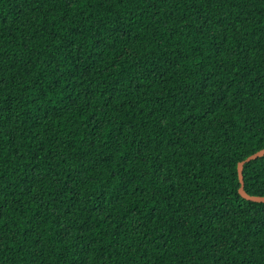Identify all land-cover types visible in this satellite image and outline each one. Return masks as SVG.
<instances>
[{"label": "trees", "instance_id": "1", "mask_svg": "<svg viewBox=\"0 0 264 264\" xmlns=\"http://www.w3.org/2000/svg\"><path fill=\"white\" fill-rule=\"evenodd\" d=\"M262 147L264 0H0V264H264Z\"/></svg>", "mask_w": 264, "mask_h": 264}, {"label": "water", "instance_id": "2", "mask_svg": "<svg viewBox=\"0 0 264 264\" xmlns=\"http://www.w3.org/2000/svg\"><path fill=\"white\" fill-rule=\"evenodd\" d=\"M264 155V147L256 150L255 152L247 155L244 159L238 161L237 163V175L239 180L238 193L245 199L255 202H264V195L249 194L244 189V180H243V165L244 163L256 159Z\"/></svg>", "mask_w": 264, "mask_h": 264}]
</instances>
